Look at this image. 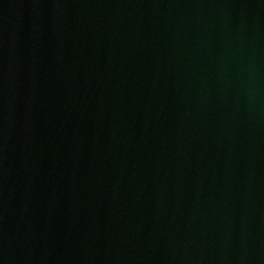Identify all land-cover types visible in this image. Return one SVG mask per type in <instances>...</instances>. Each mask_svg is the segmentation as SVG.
I'll return each instance as SVG.
<instances>
[{"label": "water", "instance_id": "obj_1", "mask_svg": "<svg viewBox=\"0 0 264 264\" xmlns=\"http://www.w3.org/2000/svg\"><path fill=\"white\" fill-rule=\"evenodd\" d=\"M0 264H264V0H0Z\"/></svg>", "mask_w": 264, "mask_h": 264}]
</instances>
